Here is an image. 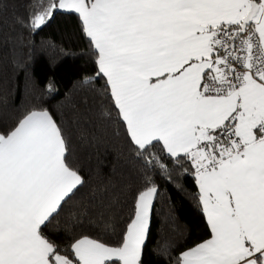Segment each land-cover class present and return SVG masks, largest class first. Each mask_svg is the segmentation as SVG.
Returning a JSON list of instances; mask_svg holds the SVG:
<instances>
[{
	"label": "snow or ice",
	"instance_id": "snow-or-ice-1",
	"mask_svg": "<svg viewBox=\"0 0 264 264\" xmlns=\"http://www.w3.org/2000/svg\"><path fill=\"white\" fill-rule=\"evenodd\" d=\"M30 7L17 18L30 32L60 14L78 18L142 178L115 243L83 230L86 210L73 217L81 230L58 242L47 229L87 180L64 125L46 108L28 110L0 130V264H144L161 172L193 178L209 230L173 264H264V0Z\"/></svg>",
	"mask_w": 264,
	"mask_h": 264
},
{
	"label": "trees",
	"instance_id": "trees-1",
	"mask_svg": "<svg viewBox=\"0 0 264 264\" xmlns=\"http://www.w3.org/2000/svg\"><path fill=\"white\" fill-rule=\"evenodd\" d=\"M0 11V130L35 107L48 109L65 128L72 159L87 184L47 231L67 243L81 217L84 231L115 243L127 213L130 188L142 178L141 163L130 147L96 78L95 55L75 14H60L43 31L30 32L17 22L27 19L32 0H3ZM90 78L89 83H84ZM51 86V87H49ZM112 111L111 118L105 115ZM159 185L144 264H173L180 252L207 239L209 230L190 175L153 173ZM93 195L95 198H93ZM103 213V219L100 218ZM91 221V223L89 222Z\"/></svg>",
	"mask_w": 264,
	"mask_h": 264
}]
</instances>
